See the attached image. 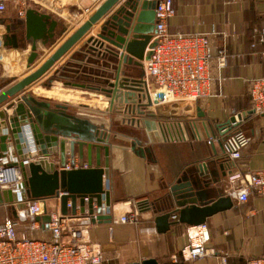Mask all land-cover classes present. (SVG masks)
Returning <instances> with one entry per match:
<instances>
[{"label":"crops","instance_id":"obj_1","mask_svg":"<svg viewBox=\"0 0 264 264\" xmlns=\"http://www.w3.org/2000/svg\"><path fill=\"white\" fill-rule=\"evenodd\" d=\"M104 1L24 0V18H17L15 13H11L9 17L0 19L3 29L8 24L10 28L14 26L12 31L19 44L17 49L5 47L6 55L10 59L18 57L25 63L29 57L30 61L33 59L28 72L13 83L36 71ZM172 1L175 14L167 22V31L170 34H205L211 40L213 59L209 72L214 80L206 96L196 104L204 116L201 119L184 118L180 121L182 128H178L177 124L171 127V135L182 136L176 142L163 141L159 131L153 128L140 131V138L135 134L138 126L112 121L98 124L88 119L95 125H103L104 133L109 134L110 148L106 161L111 203L116 204L119 210L123 205L124 209L133 204L140 205V214L136 224L92 221L85 240L101 249L106 258L104 264H141L148 258H155L160 264H221L222 258H225V264H245L246 258L264 254V198L254 191L245 202L231 197L232 206L229 209L208 217L202 225L177 224L165 233L156 232L154 214L144 205L163 196L184 169L206 158V142L212 139L208 134L209 125L214 127L231 117L241 115L237 122L238 130L252 129L253 140L240 149L239 158H231L226 153L232 170L230 174L241 172L248 176L249 173L264 170V117L252 111L249 96L250 81L264 77V42L256 41L252 32L256 27H264V0ZM104 19L24 93L49 103L51 107L66 106L68 113L80 118V110L96 111L99 108L97 103L107 109L110 100L101 92V89L107 88L100 83L104 80L101 75L115 74V71L86 63L88 57L85 51L78 54L86 40L99 32ZM17 20H22V27L17 25ZM50 23L56 34L53 38L45 37L43 43L40 38ZM30 26L36 27L32 34ZM4 33H0V39ZM21 42L24 44L22 47ZM130 73L137 74V70L130 68ZM6 89L4 87L0 93ZM80 99H88L89 103H82ZM19 102L17 95L2 105L0 111L9 106L15 107ZM8 112L10 115L13 113L12 109ZM104 113L121 118L115 112ZM144 113H150L148 108ZM148 120L156 122L155 119ZM134 139L150 153L141 156L132 152L130 146ZM51 160H54L53 156ZM101 162L104 165L103 150ZM228 176L222 183L225 193L234 188L229 184ZM48 205L54 207L57 202L50 198ZM76 213H81L79 208ZM197 232L208 236L207 246L216 255L185 261L180 252ZM46 233L44 226L37 232L40 236Z\"/></svg>","mask_w":264,"mask_h":264},{"label":"water","instance_id":"obj_2","mask_svg":"<svg viewBox=\"0 0 264 264\" xmlns=\"http://www.w3.org/2000/svg\"><path fill=\"white\" fill-rule=\"evenodd\" d=\"M158 1L105 0L36 71L0 93V107L17 95L20 100L15 107L9 106L0 111V155L13 151L22 160L30 159L27 165L20 161L24 187L20 194L22 200L56 197L60 201V212L63 215L68 212L74 215L78 208L82 213L86 208L91 213L94 199L97 206L104 199L106 210L109 211L111 198L106 157L110 146L109 134L104 133V126L68 113L66 106L51 107L49 103L39 101L24 91L105 18L99 32L86 40L78 54L85 51L84 54L88 57L86 63L115 71V74L105 76L98 74L104 78L100 83L107 88L101 89V92L110 100L111 109L115 102H127L135 93L142 92L140 84L144 71L140 62L148 58L146 48L153 36ZM2 44L14 49L19 47L18 39L11 33L9 25L2 36ZM130 68L138 69V75L130 73ZM146 99L147 103L141 106L150 108V99ZM187 107L190 108L188 111ZM11 109L12 115L8 112ZM154 110L155 113L137 111L140 117L146 118L144 121L147 130H156V122L148 120L149 118L201 119L204 116L199 107L189 102L177 103L176 107L174 104H167L166 111L160 107H155ZM116 112L120 115V111ZM130 112L131 107H128L123 114ZM240 119L241 115H238L214 127L209 125L208 134L213 140L206 143V158L184 169L158 200L146 202L145 209L154 214L156 232L165 233L177 224L202 225L208 217L232 206V199L224 192L222 184L232 171L227 163L223 144L227 138L237 133V122ZM140 120L127 121L123 118L122 122L138 126ZM25 126L29 128L35 146L31 152L24 136ZM130 148L141 156L150 153L149 149L141 147V142L137 139L132 140ZM102 150L104 165L101 162ZM52 156L54 160H51ZM76 159L79 167L65 168L67 161L73 165ZM84 162L87 163V168L82 167ZM84 197H89L87 202H84ZM17 200L18 194L15 192L0 190V204ZM36 220L41 221L44 226L49 215L37 216ZM102 220L110 223L111 215L100 214L93 222ZM141 264L160 263L155 258H148L142 260Z\"/></svg>","mask_w":264,"mask_h":264},{"label":"built area","instance_id":"obj_3","mask_svg":"<svg viewBox=\"0 0 264 264\" xmlns=\"http://www.w3.org/2000/svg\"><path fill=\"white\" fill-rule=\"evenodd\" d=\"M24 7V0H0V15L15 13L17 18L22 19L25 17ZM174 14L172 0L158 1L153 36L146 48L148 58L140 62L144 71L140 84L142 92L135 93L127 102L121 104L115 102L112 109L109 104L106 112L118 114L116 111H120V115L130 121L144 118L140 117L137 111L145 112L146 108L141 105L147 103V97L152 105L148 110L155 113V107L166 111V105L170 103L174 104V107L177 103L185 102L196 106L197 102L206 96V91L214 80L209 72L213 59L210 37L205 34H170L167 31V22ZM252 32L256 41L264 42V27H256ZM136 70L138 75L139 70ZM249 96L252 111L264 117V77L250 81ZM128 107H131V112L123 114ZM189 109L187 107L186 111ZM151 119H155L156 130L163 141L176 142L182 138L181 135H171L169 130L176 124L178 128H182L180 121L184 118ZM24 136L29 151H33L35 146L27 126L24 127ZM252 140V129L238 130L234 136L225 140L223 147L231 158H239L240 149ZM210 141L212 139L206 143ZM29 160L20 159L13 151L0 155V190H11L18 194L17 201L2 203L9 207L11 216L0 223V264H104L106 258L101 249L85 240L89 224L97 220L98 215L106 213L111 215V222L136 224L139 220L140 205L133 204L126 209L123 205L119 210L116 204L111 203L107 211L104 199L100 206H97L94 199L91 213L86 208L84 213L73 215L68 212L63 215L60 212L59 198H53L57 202V206L54 207L48 205L50 198L22 200L20 194L24 187L20 161L27 165ZM79 166L76 159L73 165L67 161L65 168ZM82 167L87 168V163L84 162ZM228 182L234 188L232 187L233 189L226 194L236 197L241 202L248 199L251 191L264 198V170L249 173L248 176L234 172L228 176ZM88 198L84 197V202H87ZM67 207H70L69 201ZM44 214L49 215L48 222L44 224L47 233L40 236L37 232L42 224L36 217ZM22 225L24 229L19 231ZM190 240V244L180 252L183 260L216 255L215 251L207 246L208 236L204 232H197L195 238L190 237ZM221 262L225 264V258H222ZM245 264H264V254L246 258Z\"/></svg>","mask_w":264,"mask_h":264},{"label":"rangeland","instance_id":"obj_4","mask_svg":"<svg viewBox=\"0 0 264 264\" xmlns=\"http://www.w3.org/2000/svg\"><path fill=\"white\" fill-rule=\"evenodd\" d=\"M9 15H11V14L7 13V14L0 15V19H3L4 17L7 18V17H9ZM8 22H10V21H8ZM18 22L21 23L22 20H17V23ZM6 24H8L7 21H6ZM6 27H7V25H5V28L3 29L0 26V33L5 32ZM22 46H24L23 42H21V47ZM5 49H6L5 47L4 48L0 47V54H1V56H0V90L3 89L4 87L8 88L9 86H12V84H14L13 82H16L17 80L20 79V77H22L26 72H28L27 68L30 66L29 64L33 60L32 59L30 61V58H29V61L25 63L23 60L18 59V57H14V58L10 59V57H8L6 55L7 50H5ZM86 98H88V97H86ZM79 101H81L82 103H89L88 99H84V100L80 99ZM97 107H99V108L96 111L95 110H89V111L88 110H86V111L80 110V112H78V114H80L79 116H82V118L86 117V119H90L93 122H96L98 124H103L106 122L109 123L110 121H112L114 123L122 122L121 118H124V117H122L121 115H118V117H121V118H117L116 116L114 117V116L108 115L107 113H104V111H107V110H106V108H104L103 104L97 103ZM111 117H114L115 119L111 118ZM120 119H121V121H120ZM144 130H147L145 127V121L140 120L138 127H136L135 134L141 138L142 135L140 134V131L144 132ZM10 216H11V211H10L9 207H6L3 204L2 205L0 204V223L3 222L5 218L10 217ZM23 229H24L23 225L19 227V231H23Z\"/></svg>","mask_w":264,"mask_h":264},{"label":"bare ground","instance_id":"obj_5","mask_svg":"<svg viewBox=\"0 0 264 264\" xmlns=\"http://www.w3.org/2000/svg\"><path fill=\"white\" fill-rule=\"evenodd\" d=\"M51 23H53V22H51ZM49 24V26H47L48 28H45L44 30H43V34H42V36H41V38H40V40L41 41H43V43L46 41V40H44L45 39V37L46 38H53L54 36H55V34H56V31L54 30V27H53V25L52 24ZM35 26H30V28H29V32L32 34V33H34L35 32ZM53 28V29H52ZM55 28H57V27H55ZM30 56V55H29ZM30 58V57H29Z\"/></svg>","mask_w":264,"mask_h":264},{"label":"flooded vegetation","instance_id":"obj_6","mask_svg":"<svg viewBox=\"0 0 264 264\" xmlns=\"http://www.w3.org/2000/svg\"><path fill=\"white\" fill-rule=\"evenodd\" d=\"M17 25H19V27H22V26H23V25H22L21 23H19V22L17 23ZM12 29H15L14 26L10 28L11 33H14V32L12 31Z\"/></svg>","mask_w":264,"mask_h":264}]
</instances>
